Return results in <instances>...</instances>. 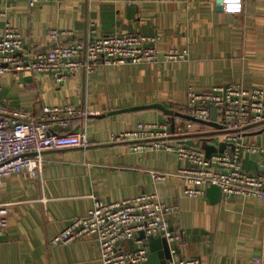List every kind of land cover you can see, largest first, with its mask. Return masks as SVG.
Here are the masks:
<instances>
[{
    "label": "crops",
    "instance_id": "obj_1",
    "mask_svg": "<svg viewBox=\"0 0 264 264\" xmlns=\"http://www.w3.org/2000/svg\"><path fill=\"white\" fill-rule=\"evenodd\" d=\"M233 5L234 0H44L30 8L28 0H0V26L8 22L18 29L25 56L54 44L48 37L51 28L67 32L60 36L63 42L89 39L90 28L95 36L141 33L155 37L160 52L186 54L175 62L99 64L89 73L74 72L63 84L50 74L0 75L1 102L32 117L43 105L84 109L86 115L73 118L67 128L53 124L52 129L65 133L83 128L89 140L83 149L44 152L35 176L23 169L3 177L0 264H101L92 237L67 244H50V239L70 218L86 214L93 197L111 201L151 190L176 206L170 222L182 238L173 244L178 251L172 252L174 261L196 257L197 264H264L262 198L187 197L182 180L172 174L185 164L175 154L136 152L109 141L111 133L139 122L168 120L159 108L110 111L159 103L186 114L188 89L205 92L235 83L264 87V0H240L239 12L229 11ZM186 119L174 116L176 122ZM197 128L193 123L191 130ZM183 136L204 150L211 144L210 152L218 149L215 139L204 142L195 132ZM246 139L260 142L264 137ZM263 160L247 153L243 165L260 171ZM152 170L169 174L154 184Z\"/></svg>",
    "mask_w": 264,
    "mask_h": 264
},
{
    "label": "built area",
    "instance_id": "obj_2",
    "mask_svg": "<svg viewBox=\"0 0 264 264\" xmlns=\"http://www.w3.org/2000/svg\"><path fill=\"white\" fill-rule=\"evenodd\" d=\"M44 0H28L33 8ZM59 1V0H53ZM0 75L8 71H28L33 74H50L56 84H63L76 71L92 72L99 64H141L175 62L186 58L185 51L169 49L160 52L156 38L135 32H115L86 40L63 42L64 30L51 28L48 37L53 45L35 52L20 54L23 40L17 28L5 22L0 26ZM208 105L216 108L215 126L210 120ZM86 115L80 107L69 105H43L40 113L32 117L28 112L11 108L0 99V184L4 176L27 169L35 176L48 150L85 148L89 145L86 132L79 128L72 132L53 131V124L67 128L70 121ZM186 115L205 124L192 129V119L139 122L135 128L111 133L110 142L125 143L136 152L165 150L185 163L174 174L183 183L187 197H200L211 184L220 188L224 199L232 196H257L264 200V171H252L243 165L247 153L264 157V140L248 141L246 136L264 134V87H245L240 83L214 85L208 91H187ZM252 129V130H250ZM195 132L204 142H223V149L209 155L183 135ZM264 166V160L259 162ZM169 173L152 170L154 184L162 182ZM3 204H0L2 211ZM176 206L164 203L156 190L140 192L118 200L103 201L93 197L92 206L84 215L73 216L67 225L50 239V244H67L92 237L99 248L101 264H142L147 248L140 232L146 236H164L171 246L182 234L171 227V216ZM4 222L0 220V234ZM132 239L134 249L128 241ZM138 244V246L136 245ZM173 252V250H172ZM196 257L171 261V264H197Z\"/></svg>",
    "mask_w": 264,
    "mask_h": 264
},
{
    "label": "water",
    "instance_id": "obj_3",
    "mask_svg": "<svg viewBox=\"0 0 264 264\" xmlns=\"http://www.w3.org/2000/svg\"><path fill=\"white\" fill-rule=\"evenodd\" d=\"M2 35V30H0V36ZM145 108H159L165 113L168 114V121L171 124V129H174V116H182L188 119H192L194 121H197V119L188 116L186 114H182L180 112H173L169 108H166L162 104L156 103V104H148V105H140V106H131L128 108H123L120 110H113L108 112L107 114H112L116 112H122V111H132V110H138V109H145ZM208 108L210 109V120L205 121L207 125L215 126V122L213 121L216 118V108L213 105H208ZM174 115V116H173ZM192 143V142H189ZM215 146L207 145L205 148L206 154L209 155L211 152L210 150L214 149ZM224 147V143L221 142L218 145V149L221 150ZM216 150V149H215ZM214 150V151H215ZM260 171H264V166L259 168ZM205 193L208 197L212 199V201H216L217 198L221 196L220 188L215 185L211 184L208 186L205 190ZM138 237L143 239V244L147 248V257L142 262V264H171V261L173 260V252L177 253L175 246L172 245V249L168 241L164 236H146L143 232H140L138 234ZM130 245V249H134L133 240L130 239L128 241Z\"/></svg>",
    "mask_w": 264,
    "mask_h": 264
},
{
    "label": "clouds",
    "instance_id": "obj_4",
    "mask_svg": "<svg viewBox=\"0 0 264 264\" xmlns=\"http://www.w3.org/2000/svg\"><path fill=\"white\" fill-rule=\"evenodd\" d=\"M231 12H239L240 11V0H234V5L229 8Z\"/></svg>",
    "mask_w": 264,
    "mask_h": 264
},
{
    "label": "trees",
    "instance_id": "obj_5",
    "mask_svg": "<svg viewBox=\"0 0 264 264\" xmlns=\"http://www.w3.org/2000/svg\"><path fill=\"white\" fill-rule=\"evenodd\" d=\"M193 122H194V124H195L196 126H198V127H205V124H203V123L195 122V121H193ZM250 130H252V129H250ZM260 135H263V137H264V134H263V133L260 134Z\"/></svg>",
    "mask_w": 264,
    "mask_h": 264
}]
</instances>
